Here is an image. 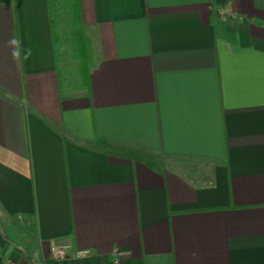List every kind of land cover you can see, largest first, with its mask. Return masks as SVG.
Here are the masks:
<instances>
[{"label": "crops", "instance_id": "crops-1", "mask_svg": "<svg viewBox=\"0 0 264 264\" xmlns=\"http://www.w3.org/2000/svg\"><path fill=\"white\" fill-rule=\"evenodd\" d=\"M81 8L96 62L62 93L47 0H0V264H264V8Z\"/></svg>", "mask_w": 264, "mask_h": 264}, {"label": "trees", "instance_id": "trees-1", "mask_svg": "<svg viewBox=\"0 0 264 264\" xmlns=\"http://www.w3.org/2000/svg\"><path fill=\"white\" fill-rule=\"evenodd\" d=\"M47 7L60 92L88 94L96 54L82 20L81 0H47Z\"/></svg>", "mask_w": 264, "mask_h": 264}, {"label": "clouds", "instance_id": "clouds-1", "mask_svg": "<svg viewBox=\"0 0 264 264\" xmlns=\"http://www.w3.org/2000/svg\"><path fill=\"white\" fill-rule=\"evenodd\" d=\"M254 6L258 8H264V0H254ZM7 46L11 49V57L18 64H23L29 60L33 55L31 47H22V42L18 35L13 34L12 37L7 41Z\"/></svg>", "mask_w": 264, "mask_h": 264}, {"label": "built area", "instance_id": "built-area-1", "mask_svg": "<svg viewBox=\"0 0 264 264\" xmlns=\"http://www.w3.org/2000/svg\"><path fill=\"white\" fill-rule=\"evenodd\" d=\"M69 249L70 246L65 243L52 242L50 245L51 255L56 259H65L69 254ZM86 254L87 253L85 251H77L75 256L81 257ZM110 264H122L118 249H114L112 251V260Z\"/></svg>", "mask_w": 264, "mask_h": 264}, {"label": "rangeland", "instance_id": "rangeland-1", "mask_svg": "<svg viewBox=\"0 0 264 264\" xmlns=\"http://www.w3.org/2000/svg\"><path fill=\"white\" fill-rule=\"evenodd\" d=\"M8 263H9V264H15V263H14V260H12V259H8Z\"/></svg>", "mask_w": 264, "mask_h": 264}]
</instances>
